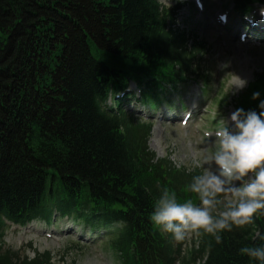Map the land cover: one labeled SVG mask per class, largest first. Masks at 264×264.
<instances>
[{
    "label": "trees",
    "instance_id": "trees-1",
    "mask_svg": "<svg viewBox=\"0 0 264 264\" xmlns=\"http://www.w3.org/2000/svg\"><path fill=\"white\" fill-rule=\"evenodd\" d=\"M251 1L235 0L236 10ZM180 6L0 0V264H52L50 251L20 256L2 237L4 219L49 222L53 210L90 226L117 225L109 244L118 264H252L238 250L261 242L264 215L225 231L219 244L197 236L185 253L151 222L165 188L198 202L187 188L195 173L148 150L150 123L104 105L130 79L152 91L206 77L200 65L209 46L174 28ZM260 99L264 74L237 107L259 112Z\"/></svg>",
    "mask_w": 264,
    "mask_h": 264
},
{
    "label": "rangeland",
    "instance_id": "rangeland-1",
    "mask_svg": "<svg viewBox=\"0 0 264 264\" xmlns=\"http://www.w3.org/2000/svg\"><path fill=\"white\" fill-rule=\"evenodd\" d=\"M160 1L169 6L173 0ZM178 1L185 4V8L178 13L176 28L192 31L198 36V40L205 41L209 46L200 65L201 72L206 77L192 78L177 89L166 88L159 97L162 102L160 108L147 114H156L163 107H167L169 111L187 109L191 98L196 96L200 98L199 111L194 121L184 128L177 123L160 121L152 116L146 120L139 119L138 116L133 118L151 124L147 140L148 150L157 158H168L173 164L177 160L183 161L182 167L189 168L194 157L202 154L205 149L211 151L214 147V138L203 136L204 131L214 130L217 126V121L212 119V112L218 109L221 115L227 117L229 107L231 108L236 100L235 94L226 92L232 74L246 79L248 85L255 76L264 73V41L254 39L250 43H239L237 35L238 27L241 25L237 24L236 13L231 16L232 25L228 31L217 27V14L223 11L226 0H202L206 5V11L202 13L194 11L187 5L190 0ZM218 8L222 11L219 12ZM214 75L215 78L219 76L218 85L213 82ZM198 80L202 82L205 80L204 84L208 85L209 89L202 90V86L197 83ZM213 95L215 96L210 101ZM221 97H227V105H220ZM123 103L125 106L131 102L126 99ZM57 224L60 229L48 230L52 235L50 238L44 234V227L41 224H33L26 231H12L7 227L3 237L4 248H10L20 256L28 258H32L36 252L50 251L53 254L52 264H107L114 261V256L104 248V239L102 242L94 243H84L81 240L78 242L76 235H79L80 229L76 231L74 228L75 233L71 234L66 232L72 228V222L58 219ZM64 224L66 227L61 228ZM194 240V234H189L180 241L181 252L185 253L186 249L193 245Z\"/></svg>",
    "mask_w": 264,
    "mask_h": 264
},
{
    "label": "clouds",
    "instance_id": "clouds-1",
    "mask_svg": "<svg viewBox=\"0 0 264 264\" xmlns=\"http://www.w3.org/2000/svg\"><path fill=\"white\" fill-rule=\"evenodd\" d=\"M246 85V79L232 74L226 92L234 95ZM260 95L255 91L252 99ZM257 107L259 112L238 107L227 117L218 109L212 112L217 126L205 136L214 137V147L194 157L188 168L195 174L187 188L196 194L198 202H180L174 191L163 189L150 215L159 230L176 241L189 234H207L219 244L225 231L251 224L256 216L264 215V99ZM174 164L179 168L183 161ZM257 238L260 243L238 251L252 264H264V233H258Z\"/></svg>",
    "mask_w": 264,
    "mask_h": 264
}]
</instances>
